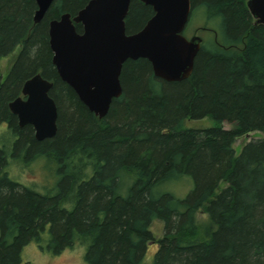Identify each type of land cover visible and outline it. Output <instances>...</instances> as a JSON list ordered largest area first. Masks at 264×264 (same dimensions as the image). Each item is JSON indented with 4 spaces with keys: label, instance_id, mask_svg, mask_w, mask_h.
Listing matches in <instances>:
<instances>
[{
    "label": "trees",
    "instance_id": "1",
    "mask_svg": "<svg viewBox=\"0 0 264 264\" xmlns=\"http://www.w3.org/2000/svg\"><path fill=\"white\" fill-rule=\"evenodd\" d=\"M88 1L55 0L34 24V0H0V60L18 49L5 78L0 72V264H30L21 257L29 244L51 255L84 246L85 264H144L150 244L151 264H264V27L244 0H190V16L217 22L205 26L213 37L190 77L164 82L147 60H127L122 93L99 120L59 79L48 44L49 21ZM152 15L131 0L126 34ZM37 73L52 83L58 114L55 136L43 141L7 107ZM204 118L214 126L185 128ZM251 132L261 137L235 155L234 140ZM40 161L53 188L10 176L12 163ZM179 183L188 186L182 195L170 189ZM156 221L163 236L154 241Z\"/></svg>",
    "mask_w": 264,
    "mask_h": 264
},
{
    "label": "water",
    "instance_id": "2",
    "mask_svg": "<svg viewBox=\"0 0 264 264\" xmlns=\"http://www.w3.org/2000/svg\"><path fill=\"white\" fill-rule=\"evenodd\" d=\"M34 24H38L55 0H34ZM153 15L136 33L126 34L125 18L131 0H89L76 15L62 14L48 23L51 64L59 79L99 120L113 99L120 97L122 65L145 59L154 77L176 83L190 77L202 39H187L183 30L191 12L190 0H139ZM254 26L264 27V0L245 4ZM82 26L77 33L75 25ZM52 83L39 73L27 79L20 96L8 110L19 127L29 125L36 141L51 139L57 132V107L49 96Z\"/></svg>",
    "mask_w": 264,
    "mask_h": 264
},
{
    "label": "rangeland",
    "instance_id": "3",
    "mask_svg": "<svg viewBox=\"0 0 264 264\" xmlns=\"http://www.w3.org/2000/svg\"><path fill=\"white\" fill-rule=\"evenodd\" d=\"M247 0H244V4H246ZM217 29V22L210 20L208 21L200 11L193 12L189 17L188 22L183 30V36L189 39L194 33L202 38V42L206 43L212 40L213 37L212 31L208 28ZM18 53V49H16L11 55L6 58L0 60V72L3 78H5L7 70L10 66V63L15 58ZM214 126V123L209 118H204L201 120L195 121H187L185 123V128L191 129H207ZM234 125L224 123L222 125V129L224 131H231ZM261 135L257 132H251L249 134L238 137L234 140L232 144V149L235 155H238L241 148L247 142L251 140H256L260 138ZM49 165L45 162H38L34 165H31L29 168L24 166L21 167L18 163H12L10 166V176L14 178L16 181L21 182L24 185L33 186L37 189H41L45 187L47 189H51L54 186H51V170L49 169ZM50 177V178H49ZM48 183V184H47ZM44 185V186H43ZM188 186L186 184H177L174 187H170V189H174L177 191L178 195L184 194L187 190ZM206 215L199 212L196 215V222L200 225L202 222L206 221ZM150 232L154 241L159 240L163 236V225L160 222H153L150 227ZM85 247L76 245L72 249H65L58 255H51L45 252H41L35 244H29L26 246L21 254L22 260L24 262H28L30 264H85L83 261ZM156 252V245L150 244L146 249V253L144 256L143 263L151 264L152 257Z\"/></svg>",
    "mask_w": 264,
    "mask_h": 264
},
{
    "label": "flooded vegetation",
    "instance_id": "4",
    "mask_svg": "<svg viewBox=\"0 0 264 264\" xmlns=\"http://www.w3.org/2000/svg\"><path fill=\"white\" fill-rule=\"evenodd\" d=\"M189 17H190V15H189ZM193 35H197V34H196V33H194ZM193 35H192V36H193ZM192 36H191V37H192ZM191 37H190V38H191ZM201 39H202V38H201ZM201 45H202V43H201Z\"/></svg>",
    "mask_w": 264,
    "mask_h": 264
}]
</instances>
